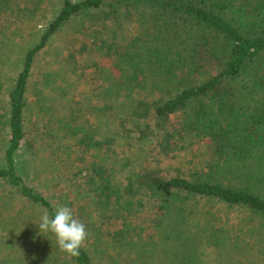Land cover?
<instances>
[{
    "label": "trees",
    "instance_id": "1",
    "mask_svg": "<svg viewBox=\"0 0 264 264\" xmlns=\"http://www.w3.org/2000/svg\"><path fill=\"white\" fill-rule=\"evenodd\" d=\"M24 2L0 0V26L22 23L24 6L29 15L46 6V0ZM50 6L37 41L20 50L19 71L8 78L5 93L0 82L6 103L0 114L5 131L0 214L8 211L18 220L41 216L42 210L51 215L56 204L65 200L70 207L83 195L88 207L74 203L71 209L89 238L78 257H69L56 249L50 232L54 239L43 244L37 230L30 233L27 239L40 247L36 255L21 254L2 237L8 253L0 256L1 263L199 264L202 243L229 247L231 233L243 230L245 222L264 225V0H52ZM80 17L99 23L108 35L87 48L92 56L105 50L107 59L94 63L88 80L97 104L93 120L81 117L80 104L60 116L67 111L60 103H79L78 78L71 79L78 63L65 62L76 52L73 36L64 42L72 43L66 59H59L64 49L53 46L59 55L42 81L54 92L49 96L38 86L36 105L57 117L55 128L80 150L68 172L59 173L54 163L64 160L57 145L27 166L30 160L23 164L16 156L27 140L26 95L35 57L65 41L63 31ZM17 33L5 38L11 42ZM12 48H1L0 66ZM63 71L69 75L61 76ZM121 140L127 149L123 160L100 155L104 148L114 152L107 145ZM131 140L138 144L133 153ZM173 150L182 152L183 160L170 170L162 156ZM13 223L14 218L3 220L0 226ZM234 235L230 247L250 245Z\"/></svg>",
    "mask_w": 264,
    "mask_h": 264
},
{
    "label": "rangeland",
    "instance_id": "2",
    "mask_svg": "<svg viewBox=\"0 0 264 264\" xmlns=\"http://www.w3.org/2000/svg\"><path fill=\"white\" fill-rule=\"evenodd\" d=\"M24 1V4L26 5V1L30 0ZM51 2L52 0H46V6H42V8L40 7L36 12L32 13V15H29L27 13L28 11L26 10V6L23 7L24 4L20 3V6L23 7L24 11L19 14V17H23L22 15L27 14L24 18L25 20H23L22 23L18 22V24L14 23L13 20H11L10 23L6 22L4 25L1 24L0 29L2 27V29H5L6 31L4 30V33H2L3 31H0V44H5V46L0 47L3 49H7V45L13 46L11 52H8L7 55H5V59H7V64H5L4 66H0V82L2 83L3 93H5V88L10 83V81L8 80L10 75L15 76L19 71L20 65L18 63V55H21L23 51H25L35 41H37V31L39 29H42L45 24V21L47 22V19L50 18L52 14V7L50 6ZM90 21L86 20L85 18H78L77 21L73 22L72 28L69 27L63 31V38L65 39V41L57 40L52 46H50V48L47 46V50L45 52H39L35 57L34 66L32 68L29 80V88L27 90L26 95L28 105L27 109L25 110L24 125L27 130V140L23 143L22 150L18 152L16 156L17 159L22 161L23 164L24 162L30 160L29 163L27 162V166L29 164L36 165L37 163H39L41 155H44L46 157L49 156L50 152L54 150V147H56V145L58 147L57 151H62L63 153L61 154L63 155L62 157H64V160L59 161L58 163L57 161H54V163H56L59 169V173L65 171L68 172L70 170L68 166L72 167L75 163V153L79 152L80 146L78 144L75 145L74 139L70 135L65 133V131H59L57 128H55L56 124L53 122V120L57 118L56 116L52 119L53 116H51L50 113H43L39 111L38 105H36V89L38 88V86H41L45 89V92H48L49 96L53 95L54 91L50 87L45 86L42 81L43 73L53 68L51 62H55L54 58L59 55V53L56 52L53 46L59 45L62 47V49H64V52L62 51V49L59 50L60 53H64L60 54L59 59L64 60L67 58L66 55H68L65 53L67 52L66 47L71 46L72 44L70 43L64 45V42H67V39H72L73 36L78 37V41H75L74 39L73 46L74 48H76V52H72L74 56L68 55L69 58H67L65 62L75 60L78 63L75 71L76 75L71 73V79L76 80L78 78L77 84L75 85L74 89L77 94L76 99L79 103H65V105L63 103H60V105L67 107V111L61 112L60 116L64 117L68 115V107L70 105L71 107H74L75 105L80 104L84 106L80 109L82 114L81 117H85L86 120H93V115L91 114V112L92 109H95L93 108V106L95 107V105L97 104H94V95H92V87L88 84V80L90 75H93L95 73V68L93 67L94 63L98 62L104 64L106 63L107 59L104 58L103 55L105 50H102L101 52L98 51L95 56H92V52H90L87 48L88 44L92 40H96L97 42L101 43L106 40L108 35L105 31V28H102L99 23L95 24L94 21ZM17 31V35H15L13 39H11V42H9L10 40H7V38H5V36H7L8 34ZM98 37H100V39ZM8 42L9 44H7ZM80 44L84 46L81 50L77 51V47L80 46ZM21 49L23 50L22 52H20ZM1 56L3 57L2 51H0V57ZM63 73L64 74H62L61 76L69 75L68 72L63 71ZM80 73L81 75H79ZM38 82H40V84ZM57 82H61V79L58 78ZM64 87L67 91L72 90V87L68 84H65ZM4 98L5 97L0 94V114L5 108L6 103L3 102ZM57 115L59 116V114ZM105 119L106 118L102 117L101 121H105ZM4 133L5 131L0 129V165L3 164L2 156L3 150L5 148ZM131 137L135 138L133 136ZM51 138H55V144H52V146L51 144H49ZM131 141L133 147L129 149V151L130 153H133L134 150H137L138 144L134 140ZM70 143H73L72 148L70 147ZM110 146L112 147V149H114V152L111 149L107 150L104 148L103 150H101L100 155H102L105 159H108V161H112L114 158H118V160H123V151L127 150L126 143L121 140V142L115 145H107V147L109 148ZM111 151L113 152V154ZM185 153L186 152H184V154ZM182 155V152H178V150H173L168 155L163 154L162 162L164 168L173 170L174 168L178 167L182 163ZM89 157V155H86L87 159ZM32 176L33 173L30 172L28 177ZM58 179H60V181L66 180L61 179V177H58ZM6 196L7 200H9V195L7 194ZM82 196L80 197V200H73L71 198L69 199L74 201L75 206L82 205L88 207L86 204H84V202H82H86V197ZM11 202L12 203H10V208L12 207V204L14 205L13 200ZM74 203L70 206V208H74ZM66 204L67 201L65 200L61 202V205L67 206ZM3 212L4 213L0 214V221L8 220L9 222H11L14 218L15 223L6 225V228H2L0 226V240L2 237H6V241H8V243L11 245L13 244V246H16V248L19 249L21 254L25 252L28 254L31 253V255H36L37 251L40 249V247L36 246L33 240L27 239L32 238L33 234L35 235L34 230H37L40 234V238L38 239V241L41 244H43L44 240H47L51 237L52 239H54V237L51 236L49 233H40L37 224H39L41 216H37L35 218H25L26 216H22V219L18 220L14 217V214H11L8 211ZM44 213V210H42L41 215ZM244 225L245 226L243 230L239 231L235 229L234 232L231 233L230 236L232 237V239L228 241L229 247H220L218 245L208 246L209 244L205 242L202 243L203 245L197 248V251L199 253V264H264V225L260 224V221L245 222ZM248 227L255 228V231L249 232ZM31 232L34 233L30 237ZM235 233L239 235L238 238L240 240H243L245 241V243L250 244L247 245L246 249H240L234 246L230 247V243L235 238ZM4 249V244H0V256L4 253H8V251H5ZM56 249H58V247ZM10 250L11 249H9V251ZM0 264H2L1 259Z\"/></svg>",
    "mask_w": 264,
    "mask_h": 264
},
{
    "label": "clouds",
    "instance_id": "3",
    "mask_svg": "<svg viewBox=\"0 0 264 264\" xmlns=\"http://www.w3.org/2000/svg\"><path fill=\"white\" fill-rule=\"evenodd\" d=\"M37 226L41 234L52 233L58 249L69 257H78L89 238L85 224L74 216L70 207L64 205H57L51 215L47 212L42 214Z\"/></svg>",
    "mask_w": 264,
    "mask_h": 264
}]
</instances>
